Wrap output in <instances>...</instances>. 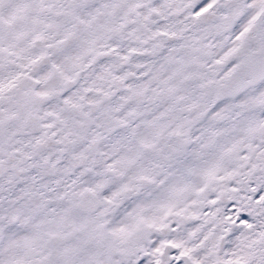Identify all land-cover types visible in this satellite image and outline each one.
<instances>
[{
	"label": "snow or ice",
	"instance_id": "1",
	"mask_svg": "<svg viewBox=\"0 0 264 264\" xmlns=\"http://www.w3.org/2000/svg\"><path fill=\"white\" fill-rule=\"evenodd\" d=\"M0 264H264V0H0Z\"/></svg>",
	"mask_w": 264,
	"mask_h": 264
}]
</instances>
